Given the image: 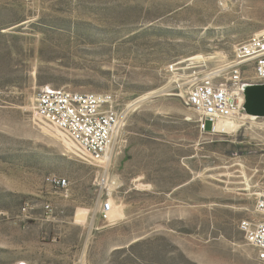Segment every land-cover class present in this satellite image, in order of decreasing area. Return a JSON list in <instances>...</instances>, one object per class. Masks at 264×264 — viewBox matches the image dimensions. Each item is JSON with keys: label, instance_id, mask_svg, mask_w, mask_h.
<instances>
[{"label": "rangeland", "instance_id": "374dc122", "mask_svg": "<svg viewBox=\"0 0 264 264\" xmlns=\"http://www.w3.org/2000/svg\"><path fill=\"white\" fill-rule=\"evenodd\" d=\"M262 29V0H0V264H264L240 229L264 127L202 133L173 94ZM42 88L114 95L107 159L34 113Z\"/></svg>", "mask_w": 264, "mask_h": 264}, {"label": "built area", "instance_id": "2783aa9c", "mask_svg": "<svg viewBox=\"0 0 264 264\" xmlns=\"http://www.w3.org/2000/svg\"><path fill=\"white\" fill-rule=\"evenodd\" d=\"M262 2L264 8V0ZM244 82H264V29L238 42L232 57L226 55L221 65L201 77L178 79L173 94L181 98L185 107L197 112L202 133H228L218 127L221 121L244 120L263 128L264 117L252 120L244 109ZM114 101L110 92L42 88L33 96L32 109L39 117L64 130L95 160L101 161L109 156L121 124ZM45 179L56 190L68 189L66 177L53 174ZM47 208L51 210L49 205ZM113 208L110 199L102 201L100 216L103 221L111 219ZM254 211L257 216L243 219L240 229L247 243L255 249L257 258L264 261V191L257 195Z\"/></svg>", "mask_w": 264, "mask_h": 264}, {"label": "water", "instance_id": "95a60500", "mask_svg": "<svg viewBox=\"0 0 264 264\" xmlns=\"http://www.w3.org/2000/svg\"><path fill=\"white\" fill-rule=\"evenodd\" d=\"M245 93L244 109L252 120L264 117V82H244Z\"/></svg>", "mask_w": 264, "mask_h": 264}, {"label": "bare ground", "instance_id": "6f19581e", "mask_svg": "<svg viewBox=\"0 0 264 264\" xmlns=\"http://www.w3.org/2000/svg\"><path fill=\"white\" fill-rule=\"evenodd\" d=\"M237 120H234V121H221L219 124H218V127L220 129H225L227 131H234L238 128L239 124L236 122ZM114 206V204H113ZM114 210V208H113ZM112 210V211H113ZM112 214V212H111Z\"/></svg>", "mask_w": 264, "mask_h": 264}]
</instances>
